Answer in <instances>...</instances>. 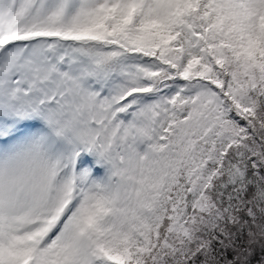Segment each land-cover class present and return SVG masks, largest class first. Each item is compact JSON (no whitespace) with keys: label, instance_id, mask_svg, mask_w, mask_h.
I'll return each mask as SVG.
<instances>
[{"label":"snow or ice","instance_id":"snow-or-ice-1","mask_svg":"<svg viewBox=\"0 0 264 264\" xmlns=\"http://www.w3.org/2000/svg\"><path fill=\"white\" fill-rule=\"evenodd\" d=\"M0 264H264V0H0Z\"/></svg>","mask_w":264,"mask_h":264}]
</instances>
